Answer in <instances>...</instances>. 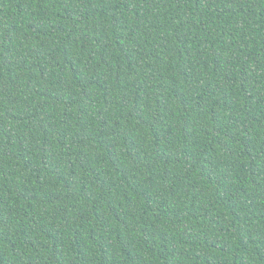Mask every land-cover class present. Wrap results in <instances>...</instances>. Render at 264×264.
I'll return each instance as SVG.
<instances>
[{"label":"trees","instance_id":"obj_1","mask_svg":"<svg viewBox=\"0 0 264 264\" xmlns=\"http://www.w3.org/2000/svg\"><path fill=\"white\" fill-rule=\"evenodd\" d=\"M0 264H264V0H0Z\"/></svg>","mask_w":264,"mask_h":264}]
</instances>
